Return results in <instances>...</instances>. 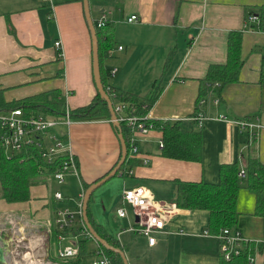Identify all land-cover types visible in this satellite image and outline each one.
I'll return each instance as SVG.
<instances>
[{"label": "crops", "instance_id": "1", "mask_svg": "<svg viewBox=\"0 0 264 264\" xmlns=\"http://www.w3.org/2000/svg\"><path fill=\"white\" fill-rule=\"evenodd\" d=\"M263 3L264 0H88L94 30L100 16L108 24L110 45L100 59L106 83L117 96L120 92L135 96L148 118L177 124L199 136V159L184 160L162 154L163 145H158L162 141L161 129L135 135L137 153L129 155L127 151L128 160L112 176L118 178L110 177L98 186L103 185L99 197H93V210H88L90 194L88 216L99 233L115 239L125 258L128 250L139 245L147 251L148 255L142 257L135 253L136 262L126 258L127 264H220L219 241L217 234L208 233L207 211L178 207L176 181L216 183L221 164L236 162L240 170L242 159L250 155L264 166V32L244 28L245 14ZM130 15H135L136 20L127 22ZM231 31L240 32L237 80L208 82V66L226 60ZM56 40L59 48L54 47ZM111 69L113 74H109ZM95 94L90 34L82 0H0L2 103L9 105L33 97L44 102L56 99L69 111L88 104ZM198 100L203 101L199 106ZM7 109L9 106L0 107V111ZM198 110L205 116L200 127L191 120ZM237 120L258 127L248 134L237 126ZM51 134L70 146L76 172L67 173L60 184L54 181L57 189L53 192L61 193L60 200L48 192L47 179L52 176L46 172L41 173V181L29 187L27 201L0 199V234L7 240L9 253L22 239L24 228L35 230L45 264H58L51 261L57 258L56 249L68 244L77 248L78 238H74L77 228L63 232L55 226V212L81 206L84 189L114 166L120 148L117 133L105 118L72 119L68 125L51 129ZM137 186L157 203L175 204L152 245L142 236L121 231L131 222L128 213L119 218L114 212L116 219L125 221L115 236L95 216L98 206L102 211L110 209L119 202L124 188ZM236 210L234 229L252 249L247 262L251 257L252 264H264V217L254 213V195L244 187L237 192ZM6 224H10L9 230L4 231ZM121 234L128 236L123 243L119 240ZM97 246L101 247L95 242ZM89 261L88 257L84 264Z\"/></svg>", "mask_w": 264, "mask_h": 264}, {"label": "trees", "instance_id": "2", "mask_svg": "<svg viewBox=\"0 0 264 264\" xmlns=\"http://www.w3.org/2000/svg\"><path fill=\"white\" fill-rule=\"evenodd\" d=\"M262 22H264V3L255 11ZM108 24L103 27H95L97 38V55L99 62V73L102 87L112 101L111 92L115 89L105 81V74L101 70L100 59L102 51L109 47ZM240 32L231 31L227 36L226 60L222 64H211L208 66L205 80L208 82H219L220 84L237 80V73L240 67L239 57ZM116 93V92H115ZM119 100L132 105L135 113L144 114V107L137 102L133 95L120 92ZM154 98V95H153ZM39 101V103H37ZM19 107L26 113H42L49 116L59 117L64 112L63 104L56 99L53 102H44L37 97L13 102L5 105L0 100V107ZM106 103L100 96L95 94L93 99L86 105L69 110L71 119L108 118ZM161 127L162 133V154L166 157L179 158L184 160H198L200 156L199 136L197 132L186 131L177 124L161 122L155 128ZM119 131L128 149V130L123 124H118ZM117 133V128L113 127ZM126 153L124 162L128 160ZM243 176L238 175L239 168L236 162L221 164L218 170L216 183L203 181H176L175 204L178 207L187 209H203L208 214V233L218 234L222 228L233 230L238 215L236 210V196L240 188L244 187L254 195V213L264 217V166L254 156L242 159ZM122 163V165L124 164ZM121 165V166H122ZM120 166V167H121ZM52 166L47 170L38 156L34 147L23 148L18 153L6 157L0 147V199L5 202H22L29 199V187L41 181L42 172L50 173ZM119 170V169H118ZM86 215L93 230L112 247L120 248L115 239L99 233L97 226L91 222L86 207ZM72 232L71 229H69ZM86 239L81 235L77 239V252L68 259L56 258L58 264H84L86 258L92 257L93 252L87 250ZM113 264H122L119 256L109 250L100 247ZM249 242H243L241 252L232 256L229 260L221 258L220 264H249L246 260L251 254ZM54 260V259H53Z\"/></svg>", "mask_w": 264, "mask_h": 264}, {"label": "built area", "instance_id": "3", "mask_svg": "<svg viewBox=\"0 0 264 264\" xmlns=\"http://www.w3.org/2000/svg\"><path fill=\"white\" fill-rule=\"evenodd\" d=\"M136 20L135 15L126 18L127 22ZM106 24V19L100 16L95 22V27L100 28ZM244 28L258 29L264 32V22H262L256 12H247L244 16ZM59 41H54V47L59 48ZM121 47L118 46V49ZM60 57V52H57ZM114 69L109 70L113 74ZM111 106L118 124H123L128 130V154H136L137 147L134 142V136L145 135L154 129L160 121H155L146 116V114L135 113L132 105L119 100L115 92H111ZM217 100L214 102L216 103ZM203 101L198 100L199 106ZM205 116L201 111H197L191 120L195 121L198 127ZM72 119L69 117V111L64 109L61 116H49L42 113H26L19 107L0 111V147L6 157H10L23 148L34 147L37 149L39 158L43 167L47 170L52 166L50 175L57 184L63 182L67 173H75V159L70 146L62 138L51 134V129L58 125H68ZM108 121V118L106 119ZM109 122V121H108ZM238 127L246 129L248 134L252 128H257V124L249 123L245 120H237ZM161 129V127H159ZM162 147V141H158ZM146 162V158L143 159ZM243 170L238 171L239 176H243ZM82 196V195H81ZM53 198L60 200L62 195L59 191L53 192ZM80 204L76 209L63 208L55 212L53 222L55 226L67 232L69 229L77 228V239L80 235L87 239H93L85 228L81 219ZM175 207L174 203H157L151 200L148 192L142 187L124 188L121 191L119 205L115 209V215L119 218L127 216V208L131 213V222L121 231L129 232L133 235L142 236L148 245L154 243V235L164 229L170 214ZM219 241V253L222 259L229 260L241 252L243 242H245L233 229L222 228L216 235ZM77 252L74 244H68L62 248L56 249V257L65 260L73 257ZM89 264H113L110 258L105 255L103 250L97 246L93 249ZM248 262L252 264L250 257Z\"/></svg>", "mask_w": 264, "mask_h": 264}, {"label": "rangeland", "instance_id": "4", "mask_svg": "<svg viewBox=\"0 0 264 264\" xmlns=\"http://www.w3.org/2000/svg\"><path fill=\"white\" fill-rule=\"evenodd\" d=\"M115 177L118 178L117 176H114L111 178L113 179ZM54 181L55 180L52 177H49L47 179V183H48L47 185L49 187L48 192H50L51 195H53L52 192L55 189H57V185L55 184ZM102 186L98 187L96 190H94V192L91 193L88 210L94 209L95 205H93V197L94 198L95 196L96 198L99 197V192ZM118 203L111 206L110 209L105 208V211H102L98 206L97 212H96L97 214H95L96 218L102 221L106 231L113 236H115L114 234H115L116 229L118 231L120 228L125 226L124 220H118L114 216L115 208L117 207ZM127 213L131 220L130 211L127 210ZM9 226L10 224L4 225L3 227L4 231L9 230ZM22 233H23L21 235L22 239L16 242V245L12 248V250L9 253H6L4 257L5 262L3 264H45L46 261H45V258L43 257L44 256L43 247H42L40 240H37L38 236H36L35 230H32L31 228L26 227L24 228ZM127 237H128L127 234H121L119 237V240L123 243L128 239ZM85 244H86L87 250H92L95 248V242L93 239H87ZM59 246H61V243H59ZM146 252L147 251L144 249V247H142V245H139L134 250H128L125 255H126L127 260H129L130 262H136L135 256L133 255L137 253L139 256L142 257L143 254H147ZM51 261L56 262V260H53V259H51Z\"/></svg>", "mask_w": 264, "mask_h": 264}, {"label": "water", "instance_id": "5", "mask_svg": "<svg viewBox=\"0 0 264 264\" xmlns=\"http://www.w3.org/2000/svg\"><path fill=\"white\" fill-rule=\"evenodd\" d=\"M82 6H83V13L84 17L88 26L89 34H90V45H91V73H92V80L94 83V87L96 89L97 94L104 100L106 103L107 111H108V121L112 125V127L117 128V139L119 142V148H120V153L118 160L114 164V166L106 172L103 176H101L99 179L95 180L94 182H91L88 184V186L84 189L82 198H81V219L82 222L87 229V231L90 233L92 238L97 242L102 248L109 250L119 256V258L122 261V264H127L126 258L124 256L123 251L120 248L117 247H112L108 243L105 242L103 238H101L92 228L90 225L87 215H86V207L88 203V199L90 197V194L92 191L98 187L100 184H102L105 180L108 178L112 177L116 171L120 168L122 163L124 162L126 153H127V148L126 144L124 142V139L119 131L118 128V123L115 120V115L112 110L111 102L106 95L102 84L100 80V73H99V62H98V55H97V38H96V33L92 24V21L89 16V9H88V0H82ZM8 243L7 240L0 234V264H3L5 262L4 256L8 250Z\"/></svg>", "mask_w": 264, "mask_h": 264}]
</instances>
